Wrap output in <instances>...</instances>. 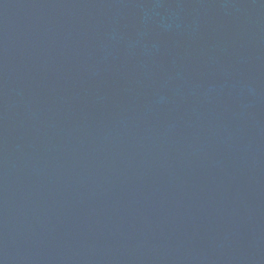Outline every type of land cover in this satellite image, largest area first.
I'll list each match as a JSON object with an SVG mask.
<instances>
[{"label": "water", "instance_id": "95a60500", "mask_svg": "<svg viewBox=\"0 0 264 264\" xmlns=\"http://www.w3.org/2000/svg\"><path fill=\"white\" fill-rule=\"evenodd\" d=\"M0 264H264V0H0Z\"/></svg>", "mask_w": 264, "mask_h": 264}]
</instances>
